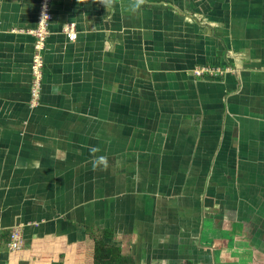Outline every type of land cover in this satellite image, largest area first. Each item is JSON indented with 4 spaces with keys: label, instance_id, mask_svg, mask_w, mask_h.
I'll use <instances>...</instances> for the list:
<instances>
[{
    "label": "crops",
    "instance_id": "1",
    "mask_svg": "<svg viewBox=\"0 0 264 264\" xmlns=\"http://www.w3.org/2000/svg\"><path fill=\"white\" fill-rule=\"evenodd\" d=\"M39 6L0 0V264H264V0H52L34 104Z\"/></svg>",
    "mask_w": 264,
    "mask_h": 264
},
{
    "label": "built area",
    "instance_id": "2",
    "mask_svg": "<svg viewBox=\"0 0 264 264\" xmlns=\"http://www.w3.org/2000/svg\"><path fill=\"white\" fill-rule=\"evenodd\" d=\"M52 0H40L39 6V16H38V25L31 31L35 36V45H34V58L32 62V73L34 77V82L31 87V98L32 102L35 104L38 102L41 89V80L44 67L43 52L45 50L46 40L48 36V26L53 20V14L51 11ZM14 31H19L14 29ZM22 31V30H20ZM67 37L70 41H74L77 38L75 31V26L73 24L67 25L64 29ZM194 75L197 77H203L205 75L217 76L222 75L223 71L218 68L211 67H199L194 69ZM1 228V224H0ZM9 249L11 251H19L24 247L23 231L22 227L17 226L12 228L9 235Z\"/></svg>",
    "mask_w": 264,
    "mask_h": 264
},
{
    "label": "trees",
    "instance_id": "3",
    "mask_svg": "<svg viewBox=\"0 0 264 264\" xmlns=\"http://www.w3.org/2000/svg\"><path fill=\"white\" fill-rule=\"evenodd\" d=\"M92 248L85 247L78 250L75 264H135V262L122 255L121 251L103 239H94Z\"/></svg>",
    "mask_w": 264,
    "mask_h": 264
},
{
    "label": "clouds",
    "instance_id": "4",
    "mask_svg": "<svg viewBox=\"0 0 264 264\" xmlns=\"http://www.w3.org/2000/svg\"><path fill=\"white\" fill-rule=\"evenodd\" d=\"M99 3L104 5L108 10L116 7L117 0H99ZM146 3L147 0H129V9L133 13L140 12ZM89 151L93 156L91 161L93 168L96 169L102 167L103 169L107 170L109 167L108 157L105 155H97V153L100 152V148L92 146L89 148Z\"/></svg>",
    "mask_w": 264,
    "mask_h": 264
}]
</instances>
